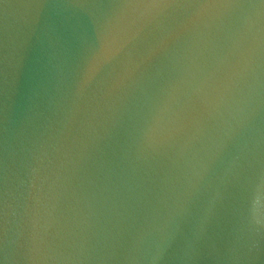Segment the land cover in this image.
I'll list each match as a JSON object with an SVG mask.
<instances>
[{"label":"water","instance_id":"95a60500","mask_svg":"<svg viewBox=\"0 0 264 264\" xmlns=\"http://www.w3.org/2000/svg\"><path fill=\"white\" fill-rule=\"evenodd\" d=\"M258 185L264 0H0V264H264Z\"/></svg>","mask_w":264,"mask_h":264},{"label":"clouds","instance_id":"9594fccd","mask_svg":"<svg viewBox=\"0 0 264 264\" xmlns=\"http://www.w3.org/2000/svg\"><path fill=\"white\" fill-rule=\"evenodd\" d=\"M147 7L162 8L164 5H149ZM233 7L230 4H219V5H200L199 9L205 14L219 16L223 10ZM248 214L250 222L253 224L264 223V192L261 191V187L258 185L255 191L252 193L249 204Z\"/></svg>","mask_w":264,"mask_h":264}]
</instances>
